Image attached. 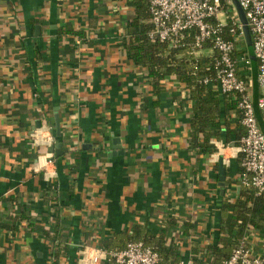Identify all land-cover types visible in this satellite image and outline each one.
<instances>
[{
  "label": "crops",
  "instance_id": "obj_1",
  "mask_svg": "<svg viewBox=\"0 0 264 264\" xmlns=\"http://www.w3.org/2000/svg\"><path fill=\"white\" fill-rule=\"evenodd\" d=\"M133 16L129 0H0V264H50L59 225V264L162 230L177 253L168 262L205 263L228 236L220 212L240 192L235 144L191 147L194 100L175 76L155 85L133 63L124 47ZM228 117L241 125L236 108ZM44 125L52 145L34 141ZM58 143L49 179L41 166ZM243 237L264 255V225Z\"/></svg>",
  "mask_w": 264,
  "mask_h": 264
},
{
  "label": "built area",
  "instance_id": "obj_2",
  "mask_svg": "<svg viewBox=\"0 0 264 264\" xmlns=\"http://www.w3.org/2000/svg\"><path fill=\"white\" fill-rule=\"evenodd\" d=\"M146 1L151 22L148 37L151 41L165 42L171 48L185 47L193 57H197L205 45L209 46V56H214L211 62L213 76H204L198 82L215 83L220 94L235 102L243 127V134L234 145L240 157V181L243 186L251 188L255 196L264 199V132L255 114L251 76L249 73L242 74L250 64L248 53H240V41L245 40L235 8L224 9L221 0ZM238 1L247 20L257 61V107L264 123V0ZM227 2L232 4L231 0ZM42 131L43 137H37V132L33 134L34 141L52 145L48 126L44 125ZM218 154L213 153L211 157ZM41 167L44 177H56L52 151L44 154ZM80 255L84 264H96L106 256L116 264H162L151 246L136 239H129L122 249L110 252L85 246ZM173 264H191V259ZM219 264H264V255L254 254L243 237L237 240L228 257Z\"/></svg>",
  "mask_w": 264,
  "mask_h": 264
},
{
  "label": "trees",
  "instance_id": "obj_3",
  "mask_svg": "<svg viewBox=\"0 0 264 264\" xmlns=\"http://www.w3.org/2000/svg\"><path fill=\"white\" fill-rule=\"evenodd\" d=\"M221 3L224 9H232L227 0H221ZM129 4L133 8L134 16L128 24V39L124 41V47L133 63L146 69L148 78L155 85L164 79L175 76L183 84L188 98L194 100L193 116L190 123L191 147L201 153H212L217 150L213 141H222L225 146L232 141L237 145L243 130L238 121L232 126L228 117L235 109V102L230 99L220 101L215 83L201 84L198 82L199 78L213 76L211 62L214 56L193 57L188 54L185 47L171 48L165 42L151 41L148 37L151 22L147 1L129 0ZM68 32L72 33L73 31L68 30ZM74 33L81 35L78 31ZM239 47L240 53L247 52L243 40L240 41ZM204 49H209V46L205 45ZM241 171L240 167L239 177ZM239 184L240 192L236 199L229 201L224 198L221 202L220 232L228 234V236L221 235L218 245L208 247V251L212 253V259L210 261L206 259L204 261L206 264H219L227 258L247 227L258 228L264 225V199L255 196L254 191L243 186L241 181ZM52 202L57 205L55 198ZM162 232L156 239L148 238L146 235L143 239L127 235L126 242L129 239L141 240L158 253L162 264L177 263V258L167 261L177 253L174 251L175 247L164 243ZM51 233L53 236L50 240V250L53 259L50 264H59L56 260L59 259L61 251L65 247L63 242L65 235L60 229V225ZM229 236L230 240H228ZM110 262L116 264L112 258H110ZM202 263L201 260L191 259V264Z\"/></svg>",
  "mask_w": 264,
  "mask_h": 264
},
{
  "label": "water",
  "instance_id": "obj_4",
  "mask_svg": "<svg viewBox=\"0 0 264 264\" xmlns=\"http://www.w3.org/2000/svg\"><path fill=\"white\" fill-rule=\"evenodd\" d=\"M231 3L233 4V6L237 12V15L241 21V24H242V30L244 33V40H245L247 52H248L249 59H250L253 105H254L255 114H256L258 123L260 124V127H261L262 131L264 132V123H263L261 114H260L258 107H257V99H258V95H259L258 94V82H257V64H256V58H255V55L253 52L249 27L247 25V20L245 18L244 11L239 4V1L238 0H231ZM55 126H56V129H55L56 135L59 136L60 135V125H59V121H58L57 117L55 119ZM59 147H61L60 143L54 145L51 148V151L57 152V148H59ZM114 148H115V150H117L118 147H114ZM219 168L221 170L223 169L221 163L219 164Z\"/></svg>",
  "mask_w": 264,
  "mask_h": 264
},
{
  "label": "rangeland",
  "instance_id": "obj_5",
  "mask_svg": "<svg viewBox=\"0 0 264 264\" xmlns=\"http://www.w3.org/2000/svg\"><path fill=\"white\" fill-rule=\"evenodd\" d=\"M231 6H233V4H231ZM234 7V6H233ZM233 7H232V9H233ZM202 54L203 55H206V53L205 52H202ZM250 78V77H249ZM258 94H259V88H258ZM260 94H261V89H260ZM259 96V95H258Z\"/></svg>",
  "mask_w": 264,
  "mask_h": 264
}]
</instances>
